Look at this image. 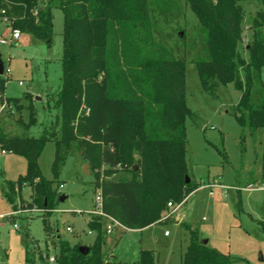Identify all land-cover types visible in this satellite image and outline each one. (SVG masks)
<instances>
[{"label": "trees", "instance_id": "trees-1", "mask_svg": "<svg viewBox=\"0 0 264 264\" xmlns=\"http://www.w3.org/2000/svg\"><path fill=\"white\" fill-rule=\"evenodd\" d=\"M184 1L200 23L189 62L203 90L215 94L219 84L233 82L241 90L236 119L254 133L264 126V9L251 20L245 58L239 50L244 38L241 2L252 0ZM56 7L62 10L64 23L62 83L49 101L57 116L39 137L8 135L0 129V150L27 160L26 175L10 182L4 197L15 206L18 190L26 185L31 193L21 207L35 212L54 209L57 191L38 165L45 143L53 140L55 174L73 149L92 169L105 166L106 175H116L123 167L129 171L128 178L97 180L105 214L128 229L161 223L168 202L180 204L198 187L192 179L186 182V119L192 115L185 99L186 57L178 54L162 29L173 21L177 25L185 12L179 0H0V20L6 17L13 28L50 43ZM178 36L183 40L184 35ZM4 83L0 76V95ZM27 96L29 119H18L26 131L38 113L31 94ZM6 99L21 110L19 99ZM44 223L48 232L47 216ZM88 224L97 233L89 252L84 255L77 246L62 243L58 264L102 261L104 223L91 215ZM183 225L190 239L179 264L236 263V258L204 243L196 229ZM131 264H156L155 253L140 249Z\"/></svg>", "mask_w": 264, "mask_h": 264}, {"label": "rangeland", "instance_id": "rangeland-1", "mask_svg": "<svg viewBox=\"0 0 264 264\" xmlns=\"http://www.w3.org/2000/svg\"><path fill=\"white\" fill-rule=\"evenodd\" d=\"M179 4L185 12L184 18L178 20L179 28L173 21L162 29L169 34V43L177 47L178 54L186 57L185 99L192 113L186 119L187 176L200 187L191 192L171 216L164 218L172 210L167 204V211L158 221L161 223L104 235L102 261L88 264H131L138 259L140 249L153 251L156 264H179L190 239V231L184 223L196 229L199 238L207 240L210 247L236 258L235 264H264V126L252 133L238 123L235 108L241 90L233 82L219 84L215 94L203 90L196 68L189 62L191 44L200 23L188 3L179 0ZM241 5L244 38L239 50L249 58L246 50L252 35L249 26L256 12L264 9V4L252 0L242 1ZM63 27L62 10L56 7L50 43L21 33L18 40L0 44L4 63L3 96L17 98L22 105L20 111L13 105L0 110V129L4 133L39 137L44 127L55 123L57 109L49 98L62 83ZM5 29L0 20V35ZM180 33L184 35L183 40L179 39ZM5 68L10 72L9 77H5ZM261 76L264 82V66ZM29 93L38 113L36 123L26 131L18 119H29ZM54 156L55 142L49 140L38 165L57 191L54 209L14 213L24 199H29L31 188L24 185L18 190L15 206L5 199L4 193L10 182L26 175L27 160L15 152H0V264H58L62 243L72 248L92 246L97 233L88 221L95 209L97 180L130 176L125 167L117 170L116 175H106L105 166L101 170L92 169L76 149L67 155L55 174ZM85 163L89 164L88 173L84 171ZM213 182L219 185L213 188L211 195L207 185ZM249 184L252 188H248ZM61 196H64L62 200ZM44 216L48 217V232ZM50 257L55 260L51 261Z\"/></svg>", "mask_w": 264, "mask_h": 264}, {"label": "built area", "instance_id": "built-area-1", "mask_svg": "<svg viewBox=\"0 0 264 264\" xmlns=\"http://www.w3.org/2000/svg\"><path fill=\"white\" fill-rule=\"evenodd\" d=\"M2 23L6 26V29L0 35V44H9V43H12L13 41H16V40H18L20 38V35H21L22 32L19 29H17V28H13L9 24L8 19L6 17H4L2 19ZM4 73H5V77H9L10 76V72H9L8 68H5V72ZM20 84H22V82H20ZM8 106H10V105H9L6 97L3 96V95H0V110H3V109H5ZM0 152L4 153L5 151L4 150H0ZM218 185L219 184H217L215 182L209 183L207 185L210 188V194L211 195H213V188L218 186ZM61 186H62V184L60 185V187ZM248 188H252V184H249ZM101 202H102L101 194H100V191H98L96 196H95V209L90 214L91 215H96V216H99L100 218H102V221L104 223V226H103L104 235L112 234L117 228L126 229V227L123 226L118 220H116L115 218H113L111 216H108L107 214H105L102 211ZM181 205H182V203H180L178 205V204H174L172 202H168V206L172 210L167 215H165L164 218H167V217L171 216L172 212L176 211ZM21 211H34V209H27V208L21 207V205H19L17 210L14 211V213L21 212ZM203 219H205V218H203ZM67 230H71V227H67ZM89 233H92V231H89ZM166 234H168V232H166ZM50 260L54 261L55 258L54 257H50Z\"/></svg>", "mask_w": 264, "mask_h": 264}, {"label": "water", "instance_id": "water-1", "mask_svg": "<svg viewBox=\"0 0 264 264\" xmlns=\"http://www.w3.org/2000/svg\"><path fill=\"white\" fill-rule=\"evenodd\" d=\"M3 71H4V63H3L2 59H1V54H0V76L3 75ZM88 167H89V164H88V163H85L84 171H85L86 173L89 172ZM186 182H189V177H188V176H186ZM63 198H64V196H61V197H60L61 200H62ZM203 242H204V243H207V240H203ZM79 251H80L82 254L85 255V254H87V253L89 252V246H80V247H79Z\"/></svg>", "mask_w": 264, "mask_h": 264}, {"label": "crops", "instance_id": "crops-1", "mask_svg": "<svg viewBox=\"0 0 264 264\" xmlns=\"http://www.w3.org/2000/svg\"><path fill=\"white\" fill-rule=\"evenodd\" d=\"M199 187H200V186H199ZM199 187H197V189H198ZM188 196H189V195H188ZM179 208H180V207H179ZM179 208H178V209H179ZM118 230H119V231H126V230H131V229H128V228H126V229H123V228H117L115 231H118ZM115 231H114V232H115ZM114 232H113V233H114ZM133 262H134V261H133ZM131 263H132V262H131Z\"/></svg>", "mask_w": 264, "mask_h": 264}]
</instances>
